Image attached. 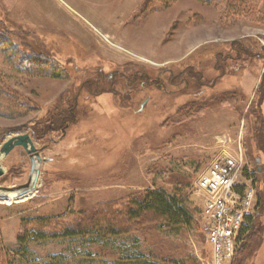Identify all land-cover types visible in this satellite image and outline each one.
Segmentation results:
<instances>
[{"label":"rangeland","instance_id":"1","mask_svg":"<svg viewBox=\"0 0 264 264\" xmlns=\"http://www.w3.org/2000/svg\"><path fill=\"white\" fill-rule=\"evenodd\" d=\"M149 1L0 0V37L13 48L0 44V148L28 134L41 159L31 194L0 201V264H121L129 248L209 264L195 183L216 157L240 151L242 175L253 179L256 224L235 260L264 264V96L256 94L264 0L255 6L263 17L232 16L196 0L168 8ZM247 42L262 51L243 63L236 48ZM194 69L211 86L191 85ZM99 75L109 80L102 92L92 82ZM71 108L72 120L46 129ZM0 166V191L28 182L31 162L21 147ZM175 188L188 199L191 228L127 218L132 199ZM105 223L128 234L108 235ZM90 226L95 234L50 236ZM35 229L46 234L40 239Z\"/></svg>","mask_w":264,"mask_h":264},{"label":"trees","instance_id":"2","mask_svg":"<svg viewBox=\"0 0 264 264\" xmlns=\"http://www.w3.org/2000/svg\"><path fill=\"white\" fill-rule=\"evenodd\" d=\"M159 4H161L162 7L168 8L173 2L178 1V0H155ZM197 2L207 5V6H214V7H221L224 6V10L226 14L235 16V15H248L249 13H255L257 16H262L258 11H256L255 6H256V0H196ZM149 0H146V3H149ZM0 44L2 48H6V50L12 51V44L8 43L6 39L0 37ZM238 49L236 48V57L237 60L242 61L243 63L249 62L251 59H258L260 56V50L262 51L261 47L260 49L257 48V45H253L250 42H247L245 45H239L237 46ZM259 51V52H258ZM263 55V53L261 52ZM31 61L27 62L30 63ZM31 64V63H30ZM192 69L195 67H191ZM189 68V69H191ZM193 73L192 80L190 82H193L191 85L194 86H201L203 83L206 85L209 84L211 86L210 81H204L207 80L208 78H205L203 73L200 72L199 70L195 71V69L191 72ZM139 79L142 82H145V85H149L150 79L145 73H139ZM180 79V77H178ZM149 80V81H148ZM182 80V79H180ZM189 79H185L184 83L187 85ZM204 81V82H202ZM92 82L94 88L100 89V91H104L103 88L109 86V80L107 81L104 79L102 76L95 77ZM157 87V82L156 80L153 81ZM190 85L185 86L187 89L189 88ZM184 87V88H185ZM162 89V87H161ZM257 96L260 98L264 96V74L261 77L260 84L257 90ZM198 105V104H197ZM74 108L70 109L67 113V115H61L60 117L56 118L53 120L51 123V126H45L46 129L49 128L52 129L54 127H62L65 125V123H68L69 120H72L73 117H75V112L73 113ZM259 120V119H258ZM262 125L259 121L257 128H256V137L257 140H260V136L263 134L262 130ZM45 131V130H44ZM42 130H39L38 133L44 132ZM258 140V141H259ZM260 142V141H259ZM246 173V172H245ZM245 177V174H243ZM246 179H252L250 177H246ZM253 181V179H252ZM256 207L260 205V198L258 201H256ZM130 209L127 212V218L130 221H140L144 217H151L156 221V224H164L167 228L170 230H180L184 227L186 228H191L194 223V215L192 213V209L190 208V205L188 203V199L186 195L183 193L178 188H175L172 192H166L162 190H157V191H146L144 196L141 199H132L130 202ZM256 209V208H255ZM200 217L202 219V210ZM255 216L254 214L248 215L245 219V222L240 230L239 233V239H238V247L235 251V255L231 262L229 264H239L240 260H235V256H238L239 253L244 251L246 248V244L253 238L254 236V231H255ZM105 228V232L107 234L115 236L118 238L120 235L123 234H128L127 231H124L122 228L118 226H114L110 223H105L103 225ZM96 228V227H94ZM94 228L91 229V226L84 227V229H65L63 230L62 235H57V233H50L51 237L55 236H66V237H73V236H78L80 232L86 233L89 235L95 234L96 231H94ZM84 230V231H83ZM32 235L35 234L38 236V238L41 239L42 235L46 234L45 231L42 229H35L32 231ZM26 233V232H25ZM49 234V233H48ZM24 235V234H21ZM19 235V239L22 238V236ZM49 236V235H47ZM121 264H200L196 260H193L191 263L186 262V261H181V260H173V259H166V260H158L154 258H148L145 256L143 253L140 251H137L135 249H128L127 251L124 252V257L121 259Z\"/></svg>","mask_w":264,"mask_h":264},{"label":"built area","instance_id":"3","mask_svg":"<svg viewBox=\"0 0 264 264\" xmlns=\"http://www.w3.org/2000/svg\"><path fill=\"white\" fill-rule=\"evenodd\" d=\"M243 157L220 155L198 176L195 188L203 197L201 229L210 247L209 264H229L240 230L252 211V179L242 175Z\"/></svg>","mask_w":264,"mask_h":264},{"label":"water","instance_id":"4","mask_svg":"<svg viewBox=\"0 0 264 264\" xmlns=\"http://www.w3.org/2000/svg\"><path fill=\"white\" fill-rule=\"evenodd\" d=\"M145 102L141 105L143 106ZM15 147H21L24 152L29 156L30 162H31V169H30V176L29 180L25 185H22L17 189L15 193L21 196H25L32 192V190L35 188V183L37 180V175H38V169H36V163H40L41 159L39 158V154L37 153L30 137L28 134H21V135H16L13 137H10L7 139L0 148V160L1 158L7 156ZM35 173V179L32 185L31 184V177ZM3 175V169L0 166V177ZM0 198L4 199L7 197L8 193H13L14 190L11 189H2L0 191Z\"/></svg>","mask_w":264,"mask_h":264},{"label":"bare ground","instance_id":"5","mask_svg":"<svg viewBox=\"0 0 264 264\" xmlns=\"http://www.w3.org/2000/svg\"><path fill=\"white\" fill-rule=\"evenodd\" d=\"M1 159H2V158H1ZM0 194H1V192H0ZM29 194H31V193H29ZM27 195H28V194H27ZM27 195L19 197V195H18L17 193H8V194H7V197L4 198V199L0 198V201H4L3 203H5V202H9V201H11V200L17 201V200H20V199L26 197Z\"/></svg>","mask_w":264,"mask_h":264}]
</instances>
